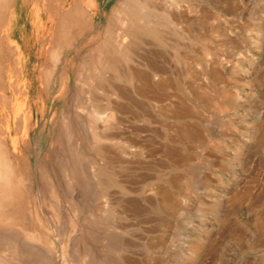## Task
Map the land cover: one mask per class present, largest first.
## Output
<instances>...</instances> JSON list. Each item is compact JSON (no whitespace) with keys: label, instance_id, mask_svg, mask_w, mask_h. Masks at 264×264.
I'll use <instances>...</instances> for the list:
<instances>
[{"label":"rangeland","instance_id":"obj_1","mask_svg":"<svg viewBox=\"0 0 264 264\" xmlns=\"http://www.w3.org/2000/svg\"><path fill=\"white\" fill-rule=\"evenodd\" d=\"M92 1L98 31L122 0ZM22 2L0 0V264H264V0L196 3L197 42L168 35L165 48L147 47L168 83L147 97L111 73L95 88V55L91 68L78 58L84 36L43 91L35 41L50 38L52 20L17 12ZM140 50L129 68L148 61ZM176 55L200 64L193 78ZM114 87L124 98L111 97ZM107 100L122 113L102 129L107 116L99 125L90 113Z\"/></svg>","mask_w":264,"mask_h":264},{"label":"bare ground","instance_id":"obj_2","mask_svg":"<svg viewBox=\"0 0 264 264\" xmlns=\"http://www.w3.org/2000/svg\"><path fill=\"white\" fill-rule=\"evenodd\" d=\"M67 1V0H66ZM201 0H122L121 2H119V4L117 5V7H115L113 9L112 12H110L111 14L108 15L106 17V26L101 28H98V31L93 28V24L91 22L90 19V14H89V9L93 6L92 4V0H87V6L83 5V6H76V8L74 10H70V11H62L63 9L60 8V6L62 5V1L61 0H55V5L53 7H51V5L49 4V6H47V4H43L44 1L40 0V2H42V8L41 10H44V8L49 9V11L47 10V14H49V21H51L49 29H50V38L45 39V34L46 33H42L40 35V37L38 36L37 40L35 41L36 45L38 44V59L40 62H37L35 65V68H40V71L38 72V81L40 83H42V85L45 87H42L43 91H46V84L48 82V80L51 78V76H53L54 72L56 71L55 69L58 67V63L61 62V54H65L67 53L69 50L72 49V40L76 37H82L84 36L86 39L85 45L83 47V50L86 52V56L84 57V59L80 58L78 55V58L80 60H82V64H86V66H88V63L86 61V58H89L88 56H94L96 57L95 59V63L98 66L97 68L99 70L98 76L95 77V79L93 78V81L96 83H93V85L97 84L99 85V82H103L102 84L105 83V80H108V76H106V74H112L113 76V82L117 83V82H121V80H125V82L130 86V89H132L133 91H139L138 93L136 92V95H141L146 96V94L151 93L152 91L155 92H159V91H163L165 89H167L166 84L167 81H164L162 79L163 77L161 76V70H159L160 63L158 64L157 61L156 62V56L153 57L152 54H154L152 52L151 48H147L149 47V45H153L162 49L165 48L166 45H168L167 42V36L170 35L171 37H173V39L176 40V42L182 41V40H187L191 43H195L198 41L199 36L197 35V33L194 30V25L196 24L197 20V10L196 7L198 6V2ZM204 2L207 3H211L212 0H203ZM73 2V1H72ZM68 3V2H66ZM197 3V4H196ZM80 4V3H79ZM71 9V8H70ZM38 12V11H37ZM43 12H46V10H44ZM50 12V13H49ZM39 13V12H38ZM37 13V16L39 15ZM40 17V16H39ZM98 17V14H97ZM183 24L187 25V29H186V34L184 31H182V28H180V26H182ZM97 32L95 35V37H92L91 39H89L90 35H92V33ZM259 37V36H258ZM83 38V37H82ZM82 41V40H81ZM175 42V43H176ZM77 43V42H76ZM84 44V43H83ZM96 44V45H95ZM177 44V43H176ZM206 44V43H205ZM75 45V44H74ZM179 45V44H178ZM178 45H174L172 48L177 52L179 50V46ZM207 45V44H206ZM95 46L94 52L92 53L91 51L89 52L87 49ZM164 46V47H163ZM77 48V47H76ZM140 49H144L146 52L148 49L149 50V57L148 61L146 63H142L140 66H142V70H140V66L138 69L135 68H129L128 64H130V62H132V60L134 59V57L137 55L138 51H141ZM208 50V49H205ZM157 51V50H155ZM154 51V52H155ZM71 52V51H70ZM13 53V50H12ZM83 54V53H82ZM81 54V55H82ZM94 54V55H93ZM140 55V54H139ZM83 57V56H82ZM94 57V58H95ZM145 57V56H144ZM159 57V56H158ZM157 57V58H158ZM92 58V57H91ZM89 58V59H91ZM93 58V59H94ZM152 58V59H151ZM176 58V59H175ZM174 58V60L178 63L183 65L186 68V77L187 78H193L195 76V74L192 72L195 67L199 66L200 64L196 61H190V60H186L187 57H181L176 55ZM63 59V58H62ZM146 59V58H145ZM78 60V59H77ZM135 60V59H134ZM162 60V59H161ZM137 61V60H136ZM146 61V60H145ZM150 61V62H149ZM253 61V60H252ZM165 63V62H164ZM251 63V62H250ZM65 64V63H64ZM93 64V63H91ZM162 64V63H161ZM202 64V63H201ZM208 65V64H207ZM15 66V65H14ZM90 66V65H89ZM88 66V67H89ZM93 66V65H92ZM95 66V64H94ZM93 66V67H94ZM84 67V66H83ZM136 67V65H135ZM164 67V66H163ZM206 67V66H205ZM87 68V67H86ZM91 68V66H90ZM96 68V67H95ZM169 68V67H168ZM65 69V68H64ZM85 70V68H83ZM55 70V71H54ZM95 70V69H94ZM96 71V72H97ZM86 72V71H85ZM84 73V72H83ZM87 73V72H86ZM85 73V74H86ZM185 73V72H184ZM82 74V73H80ZM90 74V73H89ZM110 74V75H111ZM83 75V74H82ZM94 75V74H93ZM92 75V77H93ZM200 75V74H199ZM204 75V73H203ZM84 76V75H83ZM86 76V75H85ZM201 76V75H200ZM82 77V76H81ZM88 77V76H87ZM86 77V78H87ZM105 77L107 79H105ZM211 77V76H210ZM90 79H92L89 75ZM198 78V77H197ZM213 78V76H212ZM79 79H82L79 77ZM203 79V78H202ZM109 81V80H108ZM53 82V81H52ZM124 82V81H123ZM172 82V81H171ZM50 83V82H49ZM54 83V82H53ZM86 84V85H84ZM84 84L81 83L79 85V87H81V85H84V87H81V89L86 88L85 86H89V82H85L84 80ZM100 84V85H102ZM113 84V83H112ZM3 85V84H2ZM116 85V84H114ZM112 85V86H114ZM118 85V84H117ZM116 85V87H117ZM181 86V85H180ZM48 87V86H47ZM50 87V86H49ZM94 86H91V88H89V92L91 93L92 89ZM127 87V86H126ZM95 88H97V86L95 85ZM115 88V87H114ZM125 88V87H124ZM186 88V87H185ZM6 89V88H5ZM100 89V87H99ZM113 89V88H112ZM110 89V90H112ZM153 89V90H152ZM184 89V86H183ZM68 90V89H67ZM87 90V88H86ZM97 90V89H96ZM113 93L111 95V97L115 96L117 99L120 98H124L122 92L118 89L115 88L113 89ZM186 90V89H185ZM184 90V91H185ZM95 90H93L94 92ZM98 91V90H97ZM103 91V89H102ZM187 91V90H186ZM85 92V91H84ZM87 93V91H86ZM85 93V94H86ZM95 93V92H94ZM132 92H130L131 94ZM153 93V92H152ZM187 93V92H185ZM89 93H87L88 95ZM106 94V93H105ZM109 94V93H108ZM135 94V93H133ZM156 94V93H155ZM160 94V93H159ZM191 94V93H190ZM78 95V94H77ZM91 96V95H90ZM110 97V95H108ZM129 96V95H128ZM127 96V97H128ZM190 96V95H189ZM112 97V98H113ZM126 97V96H125ZM147 97V96H146ZM149 97V96H148ZM178 97L181 98V96L178 94ZM167 98V97H166ZM95 99V98H93ZM183 99V98H181ZM180 99V101H181ZM196 99V98H195ZM88 100V99H87ZM92 100V99H91ZM97 100V99H96ZM160 100V99H159ZM174 100V99H173ZM85 101V100H84ZM94 101V100H93ZM115 101V100H114ZM184 101V99H183ZM104 102V101H103ZM173 103V101H171ZM176 102V101H174ZM143 103V102H142ZM146 103V102H145ZM177 103H179L177 101ZM179 105L180 104H177ZM10 104V103H8ZM121 104V103H120ZM174 104V103H173ZM185 104V103H184ZM82 105V104H81ZM93 105V104H92ZM140 105V104H139ZM167 105V104H166ZM94 106V109H92L91 113H93V115H91V117L97 121H95L96 123H98L99 121H103L104 117L107 116L105 124L102 123V125L99 122V125H101L100 127L102 129H107L108 127V123H110L111 121H113L112 123H114L113 117H117V115H119L121 112V108L118 104L117 101L113 102V101H108L106 104H99L98 102H96V106ZM9 107V105H8ZM81 107V106H80ZM173 107V106H171ZM176 107V106H175ZM174 107V110L176 109ZM181 107V106H180ZM184 107V106H183ZM182 107V108H183ZM93 108V107H92ZM143 108V106H142ZM90 109V108H88ZM146 109V107H145ZM148 109V108H147ZM186 109V107H185ZM68 110V109H67ZM150 110V109H149ZM148 110V111H149ZM159 110V108H158ZM157 110V111H158ZM182 110V109H181ZM90 111V110H89ZM156 111V110H155ZM176 111V110H175ZM86 112V111H85ZM168 112V111H167ZM180 112V111H179ZM79 113V112H78ZM148 113V112H147ZM88 114V115H90ZM151 114V113H150ZM159 114V112H158ZM163 114V112H162ZM161 114V115H162ZM139 115V114H138ZM179 115V114H178ZM181 115V114H180ZM136 116V115H135ZM88 118V117H87ZM90 118V117H89ZM90 118V119H92ZM115 120L118 119L116 118ZM121 120V119H119ZM19 121V120H18ZM93 121V119L91 120ZM89 122V121H88ZM153 122V121H152ZM94 123V121H93ZM111 123V124H112ZM93 125V124H92ZM117 125V123H116ZM186 125V124H185ZM18 126V125H17ZM91 126V125H90ZM97 126V125H96ZM118 126V125H117ZM20 127V125H19ZM84 127V126H83ZM115 128V126H113ZM133 127V126H132ZM145 127V126H144ZM143 127V128H144ZM194 127V126H193ZM85 128V127H84ZM93 130L96 127H91ZM90 128V129H91ZM112 128V129H114ZM183 128V127H182ZM17 129V128H16ZM65 129V128H64ZM81 129V128H80ZM110 129V128H108ZM117 130V128H115ZM134 129V128H133ZM20 130V129H19ZM67 130V129H66ZM70 130V129H69ZM92 130V131H93ZM96 130V129H95ZM124 130V129H123ZM17 131V130H16ZM64 131V130H63ZM106 131V130H105ZM104 131V133H105ZM110 131V130H109ZM119 131V130H118ZM150 131V130H149ZM261 131V130H259ZM96 133H98L97 131H94ZM102 131H100L99 133H101ZM143 132V131H142ZM147 132V131H146ZM19 133V132H18ZM78 133V132H77ZM259 133V132H258ZM92 134V133H91ZM103 134V133H101ZM100 134V135H101ZM261 134V133H259ZM69 135V134H68ZM99 134H97L98 136ZM108 135V134H106ZM116 135V134H115ZM120 135V134H119ZM199 135V134H198ZM96 136V135H95ZM113 136V135H112ZM195 136V135H194ZM88 137V136H87ZM93 137V136H92ZM103 137L104 134H103ZM98 138V137H97ZM107 138V137H105ZM111 138V137H110ZM109 138V139H110ZM132 138V137H131ZM68 139V138H67ZM113 139V138H112ZM95 140L96 139L95 137ZM127 140V139H126ZM125 140V141H126ZM71 141V140H70ZM88 141V139H87ZM104 141V140H103ZM134 142V141H133ZM139 142V141H138ZM145 142V141H144ZM127 144V143H126ZM102 145V144H101ZM133 145V144H132ZM143 145V144H142ZM107 146V145H106ZM131 146V145H130ZM98 147V146H97ZM105 148V147H104ZM109 149V148H108ZM27 150V149H26ZM5 151V150H4ZM77 151V150H76ZM102 151V152H101ZM109 151V150H108ZM59 152V151H58ZM78 152V151H77ZM105 152V149H104ZM103 150H100V152H98L99 154H101L102 156L104 155ZM64 153V152H63ZM71 153V152H70ZM128 153V152H127ZM5 154V153H4ZM60 154V153H59ZM57 154V155H59ZM106 154V152H105ZM80 155V154H79ZM100 155V156H101ZM64 156V155H63ZM73 157V156H72ZM75 157V156H74ZM2 158V157H1ZM6 158V157H5ZM72 159V158H71ZM74 159V158H73ZM2 160V159H1ZM5 160V159H3ZM65 160V159H64ZM58 161V160H57ZM60 161V160H59ZM58 161V162H59ZM76 161V160H75ZM61 162V161H60ZM83 162V161H82ZM85 163V162H84ZM95 165V164H94ZM70 166V165H69ZM73 166V165H72ZM77 167V166H76ZM75 167V168H76ZM2 168V166H1ZM4 168H6V166L4 165ZM2 168V169H4ZM11 168V167H10ZM8 169V168H6ZM1 170V169H0ZM3 172V170H2ZM76 172V171H75ZM100 174V172H99ZM10 176V175H9ZM97 177L99 175H96ZM102 175L100 174V176L98 177V180H100L99 178ZM2 177V176H1ZM15 177V176H14ZM13 177V178H14ZM3 178V177H2ZM16 178V177H15ZM94 178V177H93ZM17 179V178H16ZM48 179V178H47ZM3 180V179H1ZM0 180V181H1ZM6 180V179H5ZM10 180V179H9ZM97 180V178H96ZM103 180V178L101 179V181ZM25 181V180H23ZM49 181V180H48ZM2 182V181H1ZM8 182V181H7ZM3 183L5 184L4 180ZM0 185H4V184ZM100 183V182H99ZM9 184V183H8ZM48 185V184H47ZM4 188V186H3ZM167 192V191H165ZM161 193V191L159 192ZM5 194V193H4ZM156 194V193H155ZM158 194V193H157ZM167 193L163 194L166 195ZM2 195V194H1ZM20 195V194H18ZM5 196V195H4ZM168 196V195H167ZM167 196H164L167 198ZM170 196V194H169ZM172 196V195H171ZM21 197V196H20ZM163 197V198H164ZM2 198V197H1ZM0 198V199H1ZM22 199V198H21ZM162 202V201H161ZM7 203V202H6ZM17 203V202H16ZM15 204V203H14ZM165 204V203H162ZM3 205V204H2ZM9 205V204H8ZM170 206V205H168ZM167 206V207H168ZM3 207V206H2ZM166 207V205H165ZM171 208V207H170ZM32 215V214H31ZM35 215V214H34ZM108 215V214H107ZM92 217V216H91ZM82 218V217H81ZM114 218V217H113ZM58 219V217L56 218ZM89 219V218H88ZM103 219V218H102ZM110 219V218H109ZM66 220V219H65ZM96 220V219H95ZM104 220V219H103ZM112 220V219H111ZM55 221V220H54ZM81 222V221H80ZM93 222V221H92ZM107 222V221H106ZM112 222V221H111ZM58 223V222H57ZM99 223V222H98ZM97 223V224H98ZM109 223V222H107ZM94 224V223H93ZM111 224V223H109ZM71 227V226H70ZM75 227V226H74ZM87 227V226H86ZM112 227V226H111ZM110 227V228H111ZM73 228V227H72ZM109 228V227H108ZM115 228V226H114ZM113 228V229H114ZM60 229V228H59ZM75 229V228H74ZM94 229V228H93ZM112 229V228H111ZM45 230V229H44ZM77 230V228H76ZM75 230V231H76ZM80 231V230H79ZM90 231V230H89ZM32 236V235H31ZM30 236V237H31ZM35 237V236H34ZM72 237V236H71ZM59 238V237H58ZM89 238V237H88ZM91 238V237H90ZM49 239V238H48ZM112 239V238H111ZM3 240V239H2ZM36 241V238L35 240ZM38 241V239H37ZM42 241V240H41ZM41 241L39 242L41 244ZM74 241V240H73ZM72 241V242H73ZM93 241V240H92ZM107 241V240H106ZM123 243V242H122ZM38 244V245H40ZM51 244V243H49ZM53 244V243H52ZM44 246V245H43ZM47 246V245H46ZM41 250H39V252L37 251L38 255L41 257H45L44 253H43V248L45 247H41L37 246ZM90 247V246H89ZM114 247V246H113ZM47 248V247H46ZM63 248V247H62ZM50 250V248H47ZM93 250V249H92ZM91 250V251H92ZM44 251V252H45ZM66 251V250H65ZM90 251V250H89ZM125 251V250H124ZM36 252L33 251V253ZM51 252V251H49ZM107 252V251H106ZM52 253V252H51ZM103 254V253H102ZM36 255V254H35ZM47 256L49 254H46ZM53 255V254H51ZM37 256V255H36ZM38 256V258L40 259V257ZM54 256V255H53ZM52 256V257H53ZM102 256V255H101ZM107 256V255H106ZM49 257V256H48ZM46 258V257H45ZM65 258V256H64ZM68 258V257H67ZM99 258V257H98ZM125 258V257H124ZM36 259V258H35ZM50 259L51 258H46ZM38 260V259H37ZM45 260V259H44ZM49 260V261H50ZM68 261V259H67ZM73 261V260H72ZM98 261V260H97ZM106 261V260H105ZM40 262V261H39ZM50 262L53 263V260H51ZM49 262V263H50ZM109 262V261H108ZM113 262V261H112ZM42 263L43 259H42ZM39 263V264H42ZM48 263V260L46 262V264ZM48 263V264H49ZM104 263V262H103ZM129 263V262H128ZM77 264V263H76ZM106 264V263H105Z\"/></svg>","mask_w":264,"mask_h":264},{"label":"crops","instance_id":"obj_3","mask_svg":"<svg viewBox=\"0 0 264 264\" xmlns=\"http://www.w3.org/2000/svg\"><path fill=\"white\" fill-rule=\"evenodd\" d=\"M38 1H39V3H40V0H35L34 1V3L32 4H28V0H23V2H22V4H20V7H17V12H25V11H31L32 12V10L33 11H35V12H37V11H39V10H41V8H39L38 7V5H39V3H38ZM62 1V4L63 3H66V2H70V8L71 9H69V11L71 10H74L75 8H76V6H83V5H85V6H87V0H61ZM73 1V2H72ZM80 3V4H79ZM44 4H47V6H49V4L51 5V0H45L44 1ZM92 4H93V6H94V1H92ZM47 6H46V8H44V10H48L49 11V9L47 8ZM91 9H94V7H91ZM12 10H14L13 8H12ZM13 28H18V25H15V23L13 24V25H11L10 27H9V29H13ZM6 33H7V35H8V38L10 37V41L11 40H13V39H11L13 36V31H10V32H8V31H6Z\"/></svg>","mask_w":264,"mask_h":264}]
</instances>
